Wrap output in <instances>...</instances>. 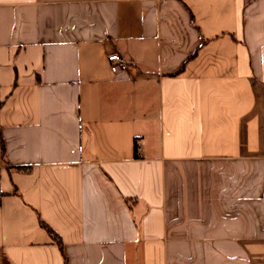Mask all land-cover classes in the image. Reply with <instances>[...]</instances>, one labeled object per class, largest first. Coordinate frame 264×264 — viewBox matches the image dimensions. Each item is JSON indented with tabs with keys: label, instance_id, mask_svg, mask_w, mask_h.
Here are the masks:
<instances>
[{
	"label": "crops",
	"instance_id": "crops-1",
	"mask_svg": "<svg viewBox=\"0 0 264 264\" xmlns=\"http://www.w3.org/2000/svg\"><path fill=\"white\" fill-rule=\"evenodd\" d=\"M263 193L264 0H0V264H264Z\"/></svg>",
	"mask_w": 264,
	"mask_h": 264
},
{
	"label": "built area",
	"instance_id": "built-area-1",
	"mask_svg": "<svg viewBox=\"0 0 264 264\" xmlns=\"http://www.w3.org/2000/svg\"><path fill=\"white\" fill-rule=\"evenodd\" d=\"M110 62V69L112 72L123 71L128 68L129 62L128 60L119 52L113 51L108 54V58ZM264 196V193H263Z\"/></svg>",
	"mask_w": 264,
	"mask_h": 264
},
{
	"label": "trees",
	"instance_id": "trees-1",
	"mask_svg": "<svg viewBox=\"0 0 264 264\" xmlns=\"http://www.w3.org/2000/svg\"><path fill=\"white\" fill-rule=\"evenodd\" d=\"M135 148H136V151L139 148V145L137 144V141L135 142ZM135 157H138V154L137 153L135 154ZM41 224L47 229V231L51 234V236L53 237V239L57 241L59 247H61V249H63V247H62V241H61V238H60L59 234L56 233V232H54L52 230V228L43 219H41ZM65 262H67L66 259H65ZM3 263L4 264H12L8 260H5ZM66 264H68V262Z\"/></svg>",
	"mask_w": 264,
	"mask_h": 264
}]
</instances>
